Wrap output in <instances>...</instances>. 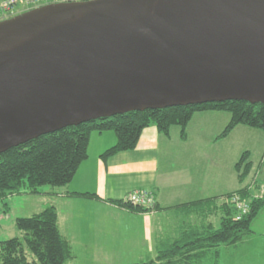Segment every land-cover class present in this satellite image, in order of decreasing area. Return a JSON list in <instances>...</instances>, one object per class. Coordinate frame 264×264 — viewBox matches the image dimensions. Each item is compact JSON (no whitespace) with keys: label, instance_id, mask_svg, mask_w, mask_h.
<instances>
[{"label":"water","instance_id":"obj_1","mask_svg":"<svg viewBox=\"0 0 264 264\" xmlns=\"http://www.w3.org/2000/svg\"><path fill=\"white\" fill-rule=\"evenodd\" d=\"M264 104V0H80L0 22V152L132 110Z\"/></svg>","mask_w":264,"mask_h":264},{"label":"crops","instance_id":"obj_2","mask_svg":"<svg viewBox=\"0 0 264 264\" xmlns=\"http://www.w3.org/2000/svg\"><path fill=\"white\" fill-rule=\"evenodd\" d=\"M230 118L227 111L198 112L187 126L186 139L181 138L178 126L172 127L169 136L155 125L148 126L135 149L107 160L101 154L116 143L117 136L111 130L93 132L88 157L72 181L47 192L53 195L50 204L58 210L59 229L70 241L74 254L66 264L77 261L76 249L95 250L105 256L102 259L108 264L158 261V251L170 243L187 234L192 237L201 229L218 227L222 213L214 200L221 205L229 192L240 187L235 163L246 150L252 156L251 149L241 152L245 143L239 138L262 142L254 175L264 183L259 179L263 171L260 162L264 158V132L239 125L223 137ZM143 188L155 192L157 206L152 211L135 212L114 202ZM84 192L96 193L101 199L71 195ZM4 204L7 214L10 206ZM261 215L264 210L258 217ZM253 235L257 233L245 238ZM260 240L264 242V233ZM242 241L212 248L205 256L194 258V264H201L211 254L214 264H220L222 248L238 246Z\"/></svg>","mask_w":264,"mask_h":264},{"label":"trees","instance_id":"obj_3","mask_svg":"<svg viewBox=\"0 0 264 264\" xmlns=\"http://www.w3.org/2000/svg\"><path fill=\"white\" fill-rule=\"evenodd\" d=\"M227 111L231 118L222 136L229 135L237 126L245 125L264 132V104L246 100H226L169 106L165 108L132 110L110 117L99 118L66 126L30 138L0 152V200L27 193H42L41 186H65L72 181L81 163L88 157L93 132L113 131L117 136L114 145L101 157L105 160L137 147L143 130L151 125L163 135H170L174 126L180 128L182 139L187 138V126L201 111ZM250 151H244L235 163L240 187L226 196L218 205L221 222L218 227L201 229L170 243L158 251V261L133 264H194V258L203 257L212 248L223 244H236L254 232L253 223L264 210V183L254 175L255 163ZM260 165L264 167V158ZM85 198L101 199L96 193H71ZM238 195L249 204V210L240 219L232 202ZM120 207L135 212L152 211L141 205L115 200ZM157 206V202L154 209ZM58 210L48 204L41 211L27 217H18L16 226L22 236L0 241V264H66L74 256L70 241L61 233ZM31 255V257H30Z\"/></svg>","mask_w":264,"mask_h":264},{"label":"rangeland","instance_id":"obj_4","mask_svg":"<svg viewBox=\"0 0 264 264\" xmlns=\"http://www.w3.org/2000/svg\"><path fill=\"white\" fill-rule=\"evenodd\" d=\"M247 139L248 137H243L242 139L239 138V141L245 143L241 152L247 148L251 149V159L255 164H257L261 158L260 147L262 142L260 139L248 141ZM259 179L264 182V167L262 173L259 175ZM63 187L64 186L54 187L52 185H43L41 186V194L32 195L20 193L10 196L5 201L0 200V241L7 240L15 236H22V232L16 226V219L18 217H27L41 211L46 205L50 204L54 200L53 195H50L47 192ZM5 202L10 206V209L7 210V214L3 211L5 208ZM61 212L63 213L64 210H61ZM252 229L257 233V235L244 238L238 246L222 248V258L220 264H264V242L261 241L262 239L260 240V234L264 233V215H261V217L259 216L255 220ZM102 251L105 253L104 249ZM74 252L78 254V259L74 264H108L105 259H102L105 258V256L99 254L95 250L76 249ZM214 261L215 257L211 254L203 260L201 264H214Z\"/></svg>","mask_w":264,"mask_h":264},{"label":"built area","instance_id":"obj_5","mask_svg":"<svg viewBox=\"0 0 264 264\" xmlns=\"http://www.w3.org/2000/svg\"><path fill=\"white\" fill-rule=\"evenodd\" d=\"M67 1H80V0H0V22L12 18L22 12L54 3V2H67ZM124 201L129 204L141 205L154 210L156 204V195L152 189H136L130 192ZM233 204L238 209L237 218L248 212L249 204L240 196L235 195L232 198Z\"/></svg>","mask_w":264,"mask_h":264}]
</instances>
